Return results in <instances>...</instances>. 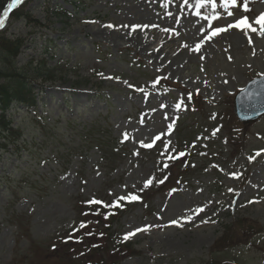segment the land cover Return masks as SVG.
Here are the masks:
<instances>
[{
	"label": "rangeland",
	"instance_id": "rangeland-1",
	"mask_svg": "<svg viewBox=\"0 0 264 264\" xmlns=\"http://www.w3.org/2000/svg\"><path fill=\"white\" fill-rule=\"evenodd\" d=\"M197 3L31 0L25 10L47 27L6 23L7 36L24 38L20 64L45 56L68 72L41 89L36 114L23 106L7 112L21 136L0 150V264H264V152L256 155L264 115L241 123L228 97L264 74V35L254 23L264 0L227 9L221 0ZM243 17L258 30L228 28L204 39ZM146 18L144 51L113 34ZM129 194L139 199L102 215L87 207ZM88 217L86 234L107 220L115 242L95 233L93 251L86 240L66 241ZM240 230L254 231L244 239L252 242L229 253Z\"/></svg>",
	"mask_w": 264,
	"mask_h": 264
},
{
	"label": "trees",
	"instance_id": "trees-1",
	"mask_svg": "<svg viewBox=\"0 0 264 264\" xmlns=\"http://www.w3.org/2000/svg\"><path fill=\"white\" fill-rule=\"evenodd\" d=\"M5 1L0 0V8ZM14 17L29 19V15L22 11H17ZM22 44L21 38L11 39L3 32L0 33V135L2 134L4 138L7 136L6 132H16L5 118V111L10 105L14 102L26 107L34 105L35 83L38 80L42 83L55 81L53 70L46 67V62L43 60L36 64L29 60L22 66H17L16 59ZM244 232L246 233L245 230L239 231L240 238L245 236ZM240 238H236L235 243L242 240ZM213 264L217 263L213 262Z\"/></svg>",
	"mask_w": 264,
	"mask_h": 264
},
{
	"label": "snow or ice",
	"instance_id": "snow-or-ice-1",
	"mask_svg": "<svg viewBox=\"0 0 264 264\" xmlns=\"http://www.w3.org/2000/svg\"><path fill=\"white\" fill-rule=\"evenodd\" d=\"M20 3H21V0H11V3H9V4L7 5V8H6L5 11L3 12V14L0 15V28H3V27H4V20H5V18L8 16V10H9V9H12V8H14V7H16V6H17L18 4H20ZM221 3H222V5H223V7H224L225 9H227L228 6H229V4H235V3H236V0H221ZM200 6H201V3H200V0H198L197 7L199 8ZM212 7H213V9L216 8V4H215L214 2L212 3ZM244 8H245V10L247 11V4L244 5ZM228 15H229V16H232L233 14H232V12H228ZM213 18H216V17H213ZM254 23L260 26V28H259L260 34H261V35H264V13H261V14L255 19ZM107 27H113V26H112V25H107ZM133 27L135 28V27H139V26H135V25H134ZM242 27H247V28H249L252 32H256V31L258 30L256 27H252V25L248 22V18H247V17H243V18H241V19H237V20H235L234 23H230V24H228V25L226 26V28H213L212 31H211V33H210L208 36H206L204 39H210L211 35L218 34V33L222 32V31L227 30L228 28H242ZM200 43H203V41H201ZM200 43H198V44L196 45V50L199 49V47H200ZM117 79H118V78H117ZM130 86H131V85H130ZM189 96H191V94H189ZM180 106H181V105H180L179 103L176 105L177 108H179ZM169 130H171V125H169ZM156 139H159V137H156ZM142 146H144V147H151L152 145H151V144H145V145H142ZM261 152H264V149H261L260 151H258V152L256 153V155H260ZM181 155H183V153H181ZM249 159H250V160H251V159H254V157H249ZM231 175L236 176V175H238V174H236V173H232ZM158 182H159V183H163L162 180H161V181H158ZM151 183H152V180H151V179L146 180L145 183H144V187L147 188ZM229 191H232V189H229ZM124 199H130V200H132V201H135V200H138L139 197L136 196V195H134V194H129L128 197H123V196H122V197H118L116 201H113V204L115 205V204L118 203V201H120V200H124ZM88 203H101V202H100V201L92 200V201H88ZM250 203H251V201H250ZM201 211H203V209L198 208V209L196 210L197 213H199V212H201ZM185 219L190 220L191 217H186ZM169 223L172 224V225H176V224H178V221H177V220H173V221H170ZM84 226H85V225H84L83 223H81L80 227L83 228ZM150 227H151V225H145L143 228H136V229H134L132 232H128V233H126L125 236H124V239L127 240V239H129L130 237L134 236L136 233H139V232H141V231H147Z\"/></svg>",
	"mask_w": 264,
	"mask_h": 264
},
{
	"label": "water",
	"instance_id": "water-1",
	"mask_svg": "<svg viewBox=\"0 0 264 264\" xmlns=\"http://www.w3.org/2000/svg\"><path fill=\"white\" fill-rule=\"evenodd\" d=\"M234 111L240 119H253L264 112V77L250 82L234 100Z\"/></svg>",
	"mask_w": 264,
	"mask_h": 264
},
{
	"label": "bare ground",
	"instance_id": "bare-ground-1",
	"mask_svg": "<svg viewBox=\"0 0 264 264\" xmlns=\"http://www.w3.org/2000/svg\"><path fill=\"white\" fill-rule=\"evenodd\" d=\"M144 22H147V24H149L147 18L143 20ZM138 24V23H137ZM145 24V23H142ZM114 35L116 34V37H121L123 39L126 40H131L133 45H138V47L141 49V51L146 50V46H147V40L144 37V33H142L140 30H136L135 28H132L131 31H121V32H117V33H113ZM119 35V36H117ZM199 49H201V46L199 47ZM156 50H152V54L154 56L158 55V53L156 54ZM171 65L174 66V62L171 61Z\"/></svg>",
	"mask_w": 264,
	"mask_h": 264
}]
</instances>
